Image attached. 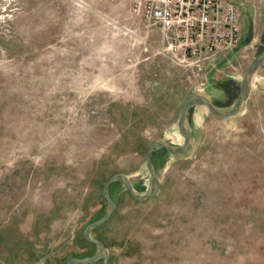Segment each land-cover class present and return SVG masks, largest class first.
<instances>
[{"label": "rangeland", "instance_id": "1", "mask_svg": "<svg viewBox=\"0 0 264 264\" xmlns=\"http://www.w3.org/2000/svg\"><path fill=\"white\" fill-rule=\"evenodd\" d=\"M231 1L240 41L194 61L197 72L165 54L131 0H0V264L98 253L83 231L107 211L108 179L124 174L148 193L146 153L182 143L189 96L232 106L264 38L263 0ZM231 83L229 97L220 85ZM186 128V159L153 151L156 196L113 185L112 216L91 233L108 251L97 264H264V61L239 114L195 106Z\"/></svg>", "mask_w": 264, "mask_h": 264}, {"label": "built area", "instance_id": "2", "mask_svg": "<svg viewBox=\"0 0 264 264\" xmlns=\"http://www.w3.org/2000/svg\"><path fill=\"white\" fill-rule=\"evenodd\" d=\"M131 11L161 30L171 60L197 72L196 62L232 51L240 41L242 11L231 0H131Z\"/></svg>", "mask_w": 264, "mask_h": 264}, {"label": "water", "instance_id": "3", "mask_svg": "<svg viewBox=\"0 0 264 264\" xmlns=\"http://www.w3.org/2000/svg\"><path fill=\"white\" fill-rule=\"evenodd\" d=\"M259 22L261 26L262 36L264 38V0L262 1L259 12ZM263 61H264V50L258 56L253 58L252 61L247 66V68L245 69L243 76L240 79L238 94L232 106L227 109L217 108L207 97L201 94L193 93L192 95L189 96V98L183 105L179 114V118L177 120V129L180 136L182 137V143L177 147H172L169 144H166L163 141L158 140L150 145L146 153L145 167L149 175V184H150V189L148 193L145 194L135 193L129 178L124 174H115L108 179L102 190V195L107 202L106 214L101 219L87 225L83 231V237L85 238V240L90 243H93L97 247L98 253H96L95 255L91 256L86 260L71 258L68 261H66L65 264H93L99 260L105 261L107 259L108 256L107 249L100 241L93 239L91 233L94 229L106 223L110 219L115 209V203L108 195V190L111 184L119 183L123 185L124 188L130 193L132 198L136 201H144L156 196L160 189V180L156 176L152 165L153 151L155 149H162L175 158L186 159L193 148L190 133L186 128V117L189 109L191 107L199 106L207 109L212 114L223 118H230L236 116L237 114H239L242 105L247 101L249 97L251 79L255 71L258 69V67Z\"/></svg>", "mask_w": 264, "mask_h": 264}, {"label": "trees", "instance_id": "4", "mask_svg": "<svg viewBox=\"0 0 264 264\" xmlns=\"http://www.w3.org/2000/svg\"><path fill=\"white\" fill-rule=\"evenodd\" d=\"M232 84L233 83H231V85H226V84H223V85H220V88L229 96V97H232L235 93H234V91H235V89L232 87ZM214 106H216V105H214ZM191 109H192V107L189 109V111H188V113L191 111ZM161 150V152L162 153H164V154H167V152L165 151V150H162V149H160ZM152 159H153V153H152ZM152 165H153V162H152ZM116 184H119V183H113V184H111V186L109 187V190H108V193L110 194V196H111V191H112V188H113V185H116ZM115 203V202H114ZM106 214V213H105ZM104 214V215H105ZM103 215V216H104ZM103 216H100V217H98V218H96L97 220H99V219H101ZM112 216V215H111ZM111 218V217H110ZM96 219H95V221H96ZM110 220V219H109ZM108 222V221H107ZM106 222V223H107ZM106 223H104V224H106ZM84 238V237H83ZM84 240H85V238H84ZM86 241V240H85ZM87 243H89L91 246H93V247H95V248H97L93 243H90V242H88V241H86ZM102 243V242H101ZM103 244V243H102ZM104 245V244H103ZM93 256V255H92ZM80 259V258H79ZM101 261H103V260H99V261H97L96 263H93V264H97L98 262H101Z\"/></svg>", "mask_w": 264, "mask_h": 264}]
</instances>
